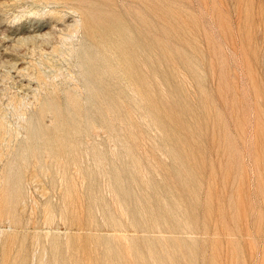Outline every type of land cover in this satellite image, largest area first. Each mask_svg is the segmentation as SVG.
I'll return each mask as SVG.
<instances>
[{"label": "rangeland", "instance_id": "1", "mask_svg": "<svg viewBox=\"0 0 264 264\" xmlns=\"http://www.w3.org/2000/svg\"><path fill=\"white\" fill-rule=\"evenodd\" d=\"M0 264H264V0H0Z\"/></svg>", "mask_w": 264, "mask_h": 264}, {"label": "bare ground", "instance_id": "2", "mask_svg": "<svg viewBox=\"0 0 264 264\" xmlns=\"http://www.w3.org/2000/svg\"><path fill=\"white\" fill-rule=\"evenodd\" d=\"M143 35H144V34H143ZM142 38H143V37H142ZM144 39H145V38H144ZM144 39H143V40H144ZM145 41H146V40H145ZM143 49H144V48H143Z\"/></svg>", "mask_w": 264, "mask_h": 264}]
</instances>
